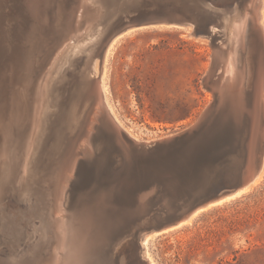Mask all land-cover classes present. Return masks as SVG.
Listing matches in <instances>:
<instances>
[{
    "label": "bare ground",
    "instance_id": "obj_1",
    "mask_svg": "<svg viewBox=\"0 0 264 264\" xmlns=\"http://www.w3.org/2000/svg\"><path fill=\"white\" fill-rule=\"evenodd\" d=\"M65 1L68 0H57L55 19L58 37L53 39V44L48 49L44 48L43 43L51 19L46 17L42 26L38 24L42 5L37 0H29L25 4L26 11L23 12L26 16L22 22L13 17L14 10L9 7L12 11L9 21L17 22L3 27L8 43L12 45L5 53L9 56L5 59L10 62V67L4 69L0 65V219L5 223V231H21L24 229V222L37 233L40 230L42 234L51 235L49 264H89L91 257L97 256L102 247L106 246L109 241L106 237L110 235L106 236L109 231H104L99 225V219L96 222L84 209L74 207L75 211H69L75 206L70 198L71 188L73 185L82 188L75 181L79 156L86 155L87 150L92 149V144L87 134L80 145L77 140L71 144V106L65 102L67 88L60 84L66 78L78 80L82 88L90 89L96 95L97 109L107 111L130 137L139 141L123 125L110 104L103 77L114 40L142 27L136 28L131 24L120 33L114 28L106 34L99 26L96 28L101 16L102 0H78L75 6H69L68 10L74 7L70 16L66 14ZM235 1L241 3V0L215 1L216 5L225 6L226 9H217L211 13L215 21L212 35L207 37L215 43L212 65L218 68V72H215L216 75L212 74V70L216 68H211L209 72L218 106L233 105L236 112L244 109L248 112L249 123L246 129L251 131V141L246 163L247 168H250L254 161L252 139L260 137L264 143V25L261 23L264 0L245 1L243 15L239 13V19L232 17L233 12L230 11V5ZM0 2L2 19L4 5L2 0ZM194 7L200 8V15L204 14L200 4ZM230 20V35L225 37ZM16 23L23 25L20 32L24 34L19 36L16 32L20 28ZM28 23L29 28L25 31ZM154 23L143 22L142 26L152 28ZM38 31L39 37L35 38ZM217 33L222 35L221 43H217L220 41L216 37ZM248 35L252 36L249 51ZM25 37L31 39L22 45ZM31 43L37 44L36 50L31 48ZM97 47L101 53H105L102 65L95 63L92 58L91 53ZM4 57L6 56L3 55L2 58ZM38 57H42L39 64ZM2 61L1 59L0 64ZM75 144L81 146L82 152H79L80 149L77 153L74 151V146L77 147ZM262 158L259 176L240 191L237 197L251 190L262 179L264 152ZM106 188L107 186H103L99 205L95 206V212L102 220L107 219L101 210L109 198ZM146 194L142 193V201L147 198ZM93 198L95 197L88 194L85 202ZM35 219L39 221L38 227L33 224ZM54 225L57 226V232ZM150 237L152 236L148 234L144 238L142 250H146L145 245ZM142 261V264H151L148 258H142Z\"/></svg>",
    "mask_w": 264,
    "mask_h": 264
},
{
    "label": "water",
    "instance_id": "obj_2",
    "mask_svg": "<svg viewBox=\"0 0 264 264\" xmlns=\"http://www.w3.org/2000/svg\"><path fill=\"white\" fill-rule=\"evenodd\" d=\"M215 1L102 0L96 28L101 27L106 34L115 28L120 33L131 24L143 28V22H155L153 27L192 28L191 36L209 38L215 21L211 13L226 9ZM197 4L203 15L194 7ZM241 8L239 1L230 5L231 12ZM11 45L0 44V60ZM61 85L67 88L65 102L71 106V144L75 140L80 143L86 134L92 144L86 155L79 156L76 183L89 189L90 196L94 186H107L109 198L101 210L121 216L111 225L118 232L110 241L115 243L116 252L127 243L134 245L141 263V243L148 234L184 226L202 212L237 199L262 170L264 143L260 137L252 139L254 161L247 168L251 131L246 129V109L236 112L233 105L218 106L215 99L188 129L160 140L140 142L107 111H99L96 95L82 88L78 80L66 78ZM76 146L77 152L81 146ZM144 192L147 198L142 201ZM4 224L0 219V264L51 262V235L40 230L37 233L24 222L21 231H5ZM33 224L38 227L39 221L35 219Z\"/></svg>",
    "mask_w": 264,
    "mask_h": 264
},
{
    "label": "rangeland",
    "instance_id": "obj_3",
    "mask_svg": "<svg viewBox=\"0 0 264 264\" xmlns=\"http://www.w3.org/2000/svg\"><path fill=\"white\" fill-rule=\"evenodd\" d=\"M2 1L5 13L2 15L3 20L0 19L3 23L0 24V44L5 45L9 41L3 27L12 22L9 21L12 13L10 8L14 10L13 17L22 22L26 16L24 7L29 0ZM77 1H65L67 16L71 15L74 8L68 10L69 6H75ZM245 1L247 0H241L242 11L233 12L232 17L239 19V13L243 15ZM37 3L42 5L38 24L42 26L46 17L51 19L43 43L44 48L48 49L53 44V39L58 37L55 19L57 0H37ZM262 15L261 23L264 25V5ZM230 24L231 20L225 37L230 35ZM17 25L20 28L16 32L20 36L21 33L24 34L20 32L23 25ZM28 28L29 23L25 31ZM191 31L192 28L147 27L130 31L112 43L103 77L106 94L118 118L139 141L162 139L188 129L216 99L209 72L211 68H216L212 70L213 75L218 72V68L212 65L215 43L210 38L191 36ZM94 32L97 35V30ZM39 33L40 31L35 33V38L39 37ZM216 37L220 39L217 43H221L222 35L217 33ZM26 38L22 45L31 39ZM251 41L252 36L248 35L247 51ZM30 46L33 50L37 48V44L31 43ZM91 54L94 62L102 65L105 53H101L97 47ZM4 56V59L1 58L3 64L1 62L0 65L6 69L10 67V62L5 59L9 56ZM38 58L39 64L42 57ZM76 149L74 146L75 152ZM94 187L95 198L87 203L85 200H88L89 189L73 185L70 192L75 206L69 211H75L74 207L82 208L96 222L99 219V225L104 231H109L106 246L102 247L97 256L91 257L89 264H142L131 243L120 246V251H115V243L110 240L117 235L118 230L111 225L114 221H119L121 216L103 213L107 219L99 217L95 206L99 205L103 187ZM123 213L124 211L120 212ZM54 230L57 232L56 225ZM145 246L142 258H148L151 264H264V174L258 184L244 195L202 212L184 226L150 237ZM115 254V259L113 257L111 261V256Z\"/></svg>",
    "mask_w": 264,
    "mask_h": 264
}]
</instances>
